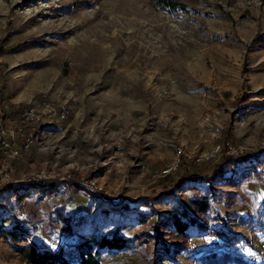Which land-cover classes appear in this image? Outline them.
Returning a JSON list of instances; mask_svg holds the SVG:
<instances>
[{
    "label": "rangeland",
    "instance_id": "374dc122",
    "mask_svg": "<svg viewBox=\"0 0 264 264\" xmlns=\"http://www.w3.org/2000/svg\"><path fill=\"white\" fill-rule=\"evenodd\" d=\"M256 103L264 0H0V226L71 264L77 244L115 231L126 247L98 250L103 264H264V164L259 178L255 161L223 160L264 148ZM49 107L64 118H22ZM214 171L215 193L183 181ZM39 180L57 187L18 188ZM0 264H26L2 238Z\"/></svg>",
    "mask_w": 264,
    "mask_h": 264
},
{
    "label": "trees",
    "instance_id": "16d2710c",
    "mask_svg": "<svg viewBox=\"0 0 264 264\" xmlns=\"http://www.w3.org/2000/svg\"><path fill=\"white\" fill-rule=\"evenodd\" d=\"M256 105H260L261 107H264V104L256 103ZM179 156L178 160L181 161L182 158ZM224 163L228 164H234L236 166H239L245 162H249L250 160H253L256 162L255 166H252V175H256L260 178V174L256 172L257 166H262L264 164V148L261 150H257L254 152L244 151L242 154H237L236 156H226L224 159ZM249 177L248 175H244V178ZM182 180V179H181ZM186 180H204L209 185V190L211 193H215L214 185L217 183V173L214 171L210 176H203V178H194V176H188L183 178V181ZM228 183L231 186H236L237 183L232 178H228ZM10 188L17 190V187L14 185H9ZM57 186L54 184V182H48V181H31L24 185L18 186L19 189H22L23 191H27L28 189L34 188L39 189L42 191H52ZM3 191V188L0 192ZM51 193V192H50ZM91 194V193H90ZM93 195V194H92ZM103 201L107 203H111V200L100 196ZM21 199V198H20ZM191 205L198 215H205L208 213L210 204L208 198L200 199V200H193L191 202ZM194 223L197 222V219L191 218ZM171 220V219H170ZM176 228V232L179 236L182 237L181 244L178 245V248L181 250L185 247V244L189 237H187L184 232L187 230L188 224L187 223H181L179 217L176 214H173L172 220H171ZM63 223L67 222V220H62ZM193 222H190V224H193ZM145 222L143 223V225ZM159 222L155 223L152 227V230L155 232L157 231V227L159 226ZM194 225V224H193ZM67 228L68 235H72V231L70 228L65 225ZM197 228L203 229V226H200V223L197 222ZM19 229V228H18ZM142 234H145L143 232L133 234V238L136 239L137 242L143 243L148 245L147 240H145L142 237ZM25 234L22 230H19V232H11L6 231L0 226V238L7 240L11 245H13L15 251L20 255L21 260L26 264H71L67 260H65L59 252H53L50 250L45 249H39L35 247L34 245L28 244L27 241L24 238ZM153 245L159 243V235L158 233L155 234V236L152 237ZM184 243V245L182 244ZM126 247V241L119 236L118 231H115L111 238H101L99 240H88L81 242L75 246V250L79 254V264H103L99 254L98 250L107 248V249H123ZM97 248V249H96ZM155 250V249H153ZM234 261V263L237 264H250L247 260L241 259V258H233L232 254L228 252H224L220 254L219 256L216 254H212L209 256H205L203 258V262L207 264H227L230 261Z\"/></svg>",
    "mask_w": 264,
    "mask_h": 264
},
{
    "label": "built area",
    "instance_id": "2783aa9c",
    "mask_svg": "<svg viewBox=\"0 0 264 264\" xmlns=\"http://www.w3.org/2000/svg\"><path fill=\"white\" fill-rule=\"evenodd\" d=\"M22 116H23L22 118H24V120H26L28 122L38 120V119H42V118L44 119L46 117L48 119H51V118L57 117V116L59 118L63 119L64 118V110L58 111V110H55L53 107H49V109L47 111H45V109L40 110V109H36V108H29V109L27 108L26 110L23 111ZM3 143H4L3 144L4 147H6L7 149H11L10 144L5 143V142H3ZM12 153L14 155H16V152H12ZM172 170H174V168H168L166 170H163L162 175H167ZM92 186L90 184H88V187L93 189L94 187H92ZM94 189H96V188H94ZM247 260L250 263L251 262L254 263L255 256L250 255V256H248Z\"/></svg>",
    "mask_w": 264,
    "mask_h": 264
}]
</instances>
